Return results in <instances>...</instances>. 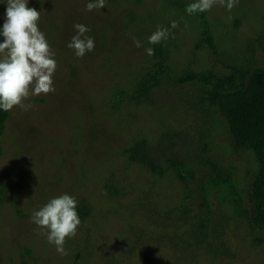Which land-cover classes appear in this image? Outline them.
<instances>
[{"label":"rangeland","instance_id":"1","mask_svg":"<svg viewBox=\"0 0 264 264\" xmlns=\"http://www.w3.org/2000/svg\"><path fill=\"white\" fill-rule=\"evenodd\" d=\"M89 2L28 0V7L40 11L39 30L55 53L57 67L52 77L55 91L40 94L45 97L44 102L30 95L23 103L31 107L25 110L14 106L5 122L0 141V193L5 199V204L0 205V264H142L143 260L134 263L140 257L137 244L148 233L155 240L148 251L156 257L157 264L159 261L160 264H264V243L252 241L254 231L242 220L232 221L222 237L231 243L234 255L230 259L184 247L191 239L187 227L179 225L176 212L169 218L170 226H161L167 207L180 201L183 193V185L170 177L164 181L151 180L148 173L132 166V170L122 172H128L127 179L133 183L130 189L134 193L129 198L110 199L101 190L102 180L113 168L120 176L123 164L120 159L125 161L120 147L127 146L135 136L145 133L150 142H157L156 136L163 129L172 127L186 132L188 128L186 106L178 96L186 93L187 88L177 84L172 89L174 96L159 95L149 106L130 105V115L127 105L124 113H113L105 106L114 88L130 91L132 75L149 66L148 37L158 27L169 29V63L177 69L188 63L198 69L216 62L217 56L207 49L194 50L197 30L176 11L164 10L162 0H143L141 4L133 0H105L104 8L87 11ZM226 3L227 0L224 5L216 3L208 16L210 20L217 16L224 19L217 23L224 38L222 57L245 64L257 49L256 59L260 63L261 44L264 47V0H239L231 10ZM6 7V0H0V29L6 19ZM234 15L239 17L236 27ZM167 20L177 21L178 27L171 28ZM76 24L90 28L85 35L95 42L93 52L83 57H77L74 49L67 46L76 34ZM134 40L141 41L142 46L136 47ZM72 69L78 74L76 78ZM128 119L131 128L127 130ZM184 143H187L184 149L194 146L191 141ZM222 148L229 151L226 141L219 150ZM229 156L228 152L226 157ZM246 157L242 151L233 154V165L239 172L252 162L251 156ZM201 172L204 174L206 168ZM138 188L153 195L154 203L146 202L152 210L157 205L158 214L135 204ZM63 194L74 197L77 204L86 202L93 212L92 217L81 222L74 237L66 238V255L58 253L56 246L48 242L46 230L30 219L51 198ZM212 201L217 205L216 200ZM209 233L212 234L211 227ZM258 235L264 236V229Z\"/></svg>","mask_w":264,"mask_h":264},{"label":"trees","instance_id":"2","mask_svg":"<svg viewBox=\"0 0 264 264\" xmlns=\"http://www.w3.org/2000/svg\"><path fill=\"white\" fill-rule=\"evenodd\" d=\"M142 1L133 0L135 4H141ZM162 2L164 10L176 11L193 24L198 38L194 50L207 49L217 56V61L198 69L193 68L190 63L177 69L169 63L170 39L150 45L154 49V55L149 56V66L132 75L129 81L132 84L130 91L114 88L105 106L113 113L127 109L130 115V105L143 103L149 106L159 95L167 93L174 96L172 89L177 84L187 88L186 93L178 95L179 101L186 106L184 111L187 113V131L181 132L172 127L170 130L163 129L156 136L157 142H150L145 133L135 136L127 146L120 147V152L125 157V161L120 159L123 162L120 176L117 177L116 169L113 168L102 180L101 190H105L110 199L129 198L130 193H134L130 189L133 183L127 179L128 172H122L132 170V166L148 173L151 180L164 181L170 177L183 185V193L180 201L167 207L169 210L164 212V223L159 224L163 227L170 226L169 218L176 212L174 214L179 225L187 227V236L191 239L184 247H195L197 251H206L210 256L220 254L230 259L234 255L231 243L222 237L234 220L244 221L254 231V243H264V236L258 235L264 229V47L261 44L263 61L260 63L256 59L257 49H254L245 64L222 57L221 44L224 38L222 39L223 33L217 28V23L224 21L223 18L217 16L210 20L209 11L188 14L185 9L195 0ZM162 16L163 13H160L158 18L161 19ZM232 18L236 27L239 17L234 15ZM226 59L228 62H225ZM71 74L74 78L78 76L74 69ZM43 98L45 97L36 96V100L42 102ZM126 105L127 108L124 109ZM8 114L9 111L0 109V141ZM126 126L127 130L131 128L129 119ZM218 136L221 137L219 141L216 138ZM184 141H191L194 146L184 149L187 145ZM225 141L229 151L223 148L219 150ZM159 143H164V146ZM109 147L112 148L110 145ZM1 150L0 144V155ZM238 151L245 153L246 159L252 157V162L243 172H239L233 165V154ZM228 152L232 158L226 157ZM203 168H206L204 174L201 172ZM140 191L139 188L136 191L135 204L158 214V206L154 205L152 210L146 202L153 204V195ZM4 200L0 193V205L5 204ZM212 200H216L217 205ZM76 211L81 222L93 216L91 206L84 201L78 202ZM210 227L212 234L209 233ZM154 241L149 233L139 241L137 248L141 249L140 257L134 263L139 260H143L142 264L158 263L156 257L148 251L150 243ZM75 256H80V252L75 253Z\"/></svg>","mask_w":264,"mask_h":264},{"label":"clouds","instance_id":"3","mask_svg":"<svg viewBox=\"0 0 264 264\" xmlns=\"http://www.w3.org/2000/svg\"><path fill=\"white\" fill-rule=\"evenodd\" d=\"M239 0H227L226 7L231 10ZM216 3L225 4V0H195L185 9L188 14L209 11ZM6 19L0 29V109L7 112L14 106L27 110L31 104H24L30 95L38 96L54 92L53 74L57 64L55 53L51 50L45 34L39 30L40 11L28 7V0H6ZM105 0H91L86 10L102 9ZM178 27L177 21L171 22V28ZM76 34L72 36L68 47L74 49L77 57H83L94 50L95 42L85 35L91 29L83 24L74 25ZM170 32L168 28L158 27L148 37L149 44L166 41ZM136 47L141 41L134 40ZM149 56L154 55L153 48H147ZM77 200L63 194L51 198L30 217L39 228L46 230L49 243L56 246L61 255H66L64 243L66 238L74 237L81 224L76 211Z\"/></svg>","mask_w":264,"mask_h":264}]
</instances>
